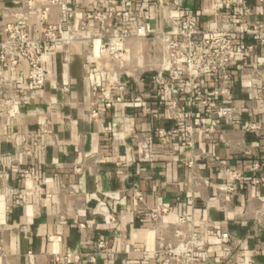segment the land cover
I'll return each instance as SVG.
<instances>
[{"label": "crops", "instance_id": "0c3cea01", "mask_svg": "<svg viewBox=\"0 0 264 264\" xmlns=\"http://www.w3.org/2000/svg\"><path fill=\"white\" fill-rule=\"evenodd\" d=\"M51 1L0 0V29L25 5L48 8L44 22L31 20L32 35L39 38L48 24L63 22ZM61 1L76 23L90 14L132 35L135 18L151 35L167 30L153 2L135 0L134 19L121 20L111 9L122 11V0ZM243 2L221 11L222 24L264 22L262 0ZM212 8V1L172 0L170 9L213 32L222 24ZM87 26L98 33L97 20ZM151 35L125 41L123 60L113 62L77 44L66 57L55 51L46 65L49 79L30 103L26 65L0 63V98L9 95L21 114L7 117L0 103V264H160V250L177 245L188 230L205 242L196 264L221 261L220 230L232 237L235 255L264 264V49L241 39L254 52L232 66L229 96L219 95L211 76L198 80V93L177 86L173 93L154 82L167 63ZM114 82L124 89L109 90ZM166 93L176 98V118L162 104ZM197 95L231 111V118L191 101ZM105 99L113 101L111 108L104 107ZM92 110L98 112L94 120ZM250 125L259 132L249 131ZM187 128L191 148L183 146ZM227 169L242 179L227 181ZM135 191L143 198L139 207ZM161 209L168 215L152 219L151 212ZM108 216L116 218V230ZM99 241L105 250L96 248Z\"/></svg>", "mask_w": 264, "mask_h": 264}, {"label": "built area", "instance_id": "2783aa9c", "mask_svg": "<svg viewBox=\"0 0 264 264\" xmlns=\"http://www.w3.org/2000/svg\"><path fill=\"white\" fill-rule=\"evenodd\" d=\"M157 5L160 15L163 18V30L159 34H149L139 19H134L132 8L135 0H122V11L116 12L111 9L115 16L121 20L133 18L136 22V32L132 35L126 29H115L108 26L97 15L86 16L77 21L75 13L69 10L63 1L52 0V5L59 6L63 13V22L61 24H48L42 35L36 38L32 35L31 20L44 22L47 19L49 9L38 8L31 5H25L23 11L15 16L12 23L1 27L4 39L0 42V63L9 64L11 67L19 63L27 67V81L24 87V94L27 102H33L38 91L42 89L45 82L49 79L46 65L50 56L57 50H62L64 57L68 54V47L74 44L82 46L91 51H97L109 61L123 60L124 43L130 38L136 36L140 38L151 37L161 46V52L164 57L166 67L163 71L157 73L154 82L157 86H171L173 93H177L184 88L198 93L200 84L198 80L204 76H211L218 85L220 96L230 95V85L232 81L231 69L238 58H248L254 52V45L264 49V22L256 23L252 21H241L238 23L222 24L221 11L230 6H243V0H205L213 2V13L216 23L222 24V28L213 32H204L200 30L194 22L185 16H174L171 12L172 0H145ZM264 3V0H262ZM244 12L248 10L244 8ZM97 20L99 22L98 33L91 34L88 30V22ZM250 39L253 44L242 41V38ZM101 40H107L105 46L96 47V43ZM168 72L166 78L163 72ZM1 79V77H0ZM109 90L121 92L124 86L114 82L109 85ZM177 86V87H176ZM183 88V89H182ZM173 93H166L162 104L169 111L170 116L176 118V98ZM119 100V99H118ZM117 100V101H118ZM200 105L207 106L211 110H216L219 118L229 119L232 112L220 108L215 104H208L198 95L191 99ZM0 103L4 107V114L17 120L20 118V109L13 102L12 98L3 94ZM106 109L113 106V101L105 99L103 101ZM94 120L98 117V112L92 110L89 114ZM249 131L259 132L260 127L250 125ZM43 134L49 135L50 129L47 123L43 125ZM187 141L183 144L186 148H191L192 131L186 130ZM188 167H192L190 160L186 161ZM257 169V165H254ZM227 181L242 179L240 173L227 169L225 171ZM254 183H258L254 181ZM227 193L232 192V187L222 189ZM143 202L142 195L139 192L133 193V204L139 207ZM168 215L167 210L161 209L151 212V218L156 220L160 216ZM108 223L112 230L117 228V220L113 216H108ZM217 240L221 246L222 257L219 263L228 264L232 258H236L237 264H253L245 254L235 255V248L231 244L234 242L229 233L225 230L217 232ZM98 250H105L104 242H97ZM205 248V242L193 230H188L181 241L175 246H167L159 252L161 256L160 264H196L199 261L198 253Z\"/></svg>", "mask_w": 264, "mask_h": 264}]
</instances>
